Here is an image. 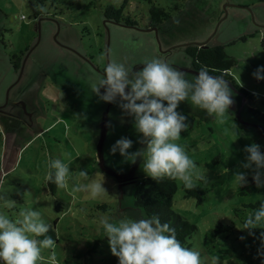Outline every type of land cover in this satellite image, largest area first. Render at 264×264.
I'll return each instance as SVG.
<instances>
[{
	"label": "rangeland",
	"instance_id": "obj_1",
	"mask_svg": "<svg viewBox=\"0 0 264 264\" xmlns=\"http://www.w3.org/2000/svg\"><path fill=\"white\" fill-rule=\"evenodd\" d=\"M90 1L45 0L47 15L34 20L30 0H0V197L16 202L8 209L0 199V212L15 218L20 210L33 208L46 223L54 222L58 264H118L100 218L109 216L114 223L145 218L132 206L131 196L133 183L148 176L143 170L146 146L139 142L142 134L136 131L134 118L118 103L101 100L90 81L102 76L113 60L132 72L153 57L173 67H188L183 46L205 41L224 47L234 61L230 75L248 94L227 82L234 104L223 124L192 104L190 97L180 102L177 111L187 117L188 128L177 143L206 170L207 183L197 184L207 189V195L201 203L184 197L183 182L177 179L171 206L197 226L189 248L199 250L202 257L219 256L221 264H264V257L257 255L264 229H252L255 235H249L240 223L256 209L235 212L244 203L258 208L264 201V187L257 188L250 170L241 167L246 145L257 143L264 152V125L248 111L264 113V80L252 76L264 65V0H151L171 16L157 29L143 28L148 0L128 1L137 27L105 21L99 6L106 0ZM28 43L35 47L33 56L41 57L38 68L29 75L34 61L25 64L24 54L22 69L15 74L9 59ZM186 69L182 70L186 78L194 81L197 74ZM122 136L134 141L129 151H145L144 159L131 162L111 152ZM52 159L73 161L72 176L86 170L89 180L83 183L104 179L107 192L96 199L86 192L73 193L74 182L69 180L67 190L57 187L52 194L46 183ZM245 171L248 183L239 187L234 176ZM59 201L67 205L62 215L55 208ZM101 202L109 206L107 211L94 208ZM232 221L237 232L215 235L218 222ZM49 254L44 250L45 261Z\"/></svg>",
	"mask_w": 264,
	"mask_h": 264
},
{
	"label": "clouds",
	"instance_id": "obj_2",
	"mask_svg": "<svg viewBox=\"0 0 264 264\" xmlns=\"http://www.w3.org/2000/svg\"><path fill=\"white\" fill-rule=\"evenodd\" d=\"M252 76L264 80V65L258 66ZM90 87L101 100L118 103L125 114L134 118L136 131L142 134L139 142L146 146L144 159L145 151H129L134 141L122 136L111 146L113 154L119 152L131 162L144 159V172L158 182L165 178L178 179L188 190L197 187V182L207 183L206 170L202 171L190 158L186 146L177 143L181 133L188 128L187 117L177 109L180 102L190 97L192 104L219 123H225L234 99L223 75H210L208 67L203 66L192 81L186 78L185 72L159 57L145 59L142 69L136 72L113 60L107 64L102 76L90 81ZM233 127L237 126L233 124ZM244 152L247 155L241 167L250 170L257 188L264 187L261 145H246ZM72 162L50 160L46 179L66 190L72 180L73 193L86 192L93 199L107 192L104 179L82 182L89 180L86 170H79L77 176H72ZM248 174L247 171L235 174L239 187L247 185ZM0 199L8 209L16 206L11 199ZM100 225L118 264H221L219 256L202 257L199 250L184 246L177 239L176 230L169 223H162L157 214L140 219L124 218L116 223L109 216H102ZM242 228L248 229L249 235H255L252 229H264V201L247 216ZM50 229L52 225L46 223L36 209H22L15 218L0 212V261L3 264H58L56 240L48 235ZM259 240L257 255L264 257V231L260 232ZM44 250H50L47 261Z\"/></svg>",
	"mask_w": 264,
	"mask_h": 264
},
{
	"label": "trees",
	"instance_id": "obj_3",
	"mask_svg": "<svg viewBox=\"0 0 264 264\" xmlns=\"http://www.w3.org/2000/svg\"><path fill=\"white\" fill-rule=\"evenodd\" d=\"M92 3L97 2L99 0H91ZM90 1V2H91ZM129 0H106L103 5L99 6V10L103 15V18L108 20V22H113L116 24L123 25L124 27H137L136 21L133 19L130 9H129ZM150 1L149 9L147 10V18L145 21L143 28L145 29H152L158 28L162 22L166 19L170 18V13L166 11L163 7L157 6V4H153ZM179 2L186 1V0H178ZM45 0H30V5L33 9V18L34 20L38 18V16H45L47 14H43V8L45 7L44 4ZM51 8L56 10V6L50 3ZM41 10V12H40ZM50 10V9H49ZM143 18V16H142ZM2 35H0L1 37ZM245 40L246 38L243 37ZM0 42L3 41L0 39ZM38 46V45H37ZM36 46V47H37ZM32 47L29 45L25 46L23 50L19 51V55L13 54L12 57L9 59V63L12 66L15 74L18 73L20 63L24 57V54L27 50ZM183 54L188 59V69L190 71L199 72V69L203 66H207L210 70V75H223L226 81L231 82L238 90L239 93L243 95H247L243 88H241L237 82L234 80L232 75H230L231 67L234 64L233 59L225 54L224 47L219 45H208L206 48L201 47L198 45H184L183 46ZM37 64H34L31 70L28 69L29 75H32L34 71L37 70ZM16 76V75H15ZM250 113L254 115L261 125H264V113H261L254 108H250L248 110ZM0 168H1V160H0ZM251 180V178H249ZM176 180H170L165 178L164 180L158 182L152 179L149 176L143 177L136 182L133 183V191L131 196V203L132 206L143 214L145 218L150 217L153 214L159 215L162 223H169L171 227L176 230L177 239H179L182 244L186 247H189V238L192 236V233L196 231L197 226L180 215V213L174 211L172 209V198L176 192ZM50 191L52 194L56 191V184L52 181H46ZM184 190V197H196V202L201 203L204 197L207 195V189L200 187L198 185L194 189L188 190L185 188L183 184ZM242 190V189H241ZM243 194L244 192L241 191ZM67 205L61 203L60 201L57 202L55 208L57 209L56 212L59 214H64V210H66ZM108 205L106 203H96L94 208L102 209V211L108 210ZM68 208V207H67ZM257 209V206L252 202L244 203L240 208H236L235 212L237 211H244V209ZM236 216V215H235ZM247 217L242 219L241 224H244V221ZM52 225V229H50L48 235H51L56 242L58 241L56 231H55V223H49ZM235 221H232L228 224H223L218 222L217 226L214 227L215 235L221 232H237V228L235 227ZM42 239V237H41Z\"/></svg>",
	"mask_w": 264,
	"mask_h": 264
},
{
	"label": "crops",
	"instance_id": "obj_4",
	"mask_svg": "<svg viewBox=\"0 0 264 264\" xmlns=\"http://www.w3.org/2000/svg\"><path fill=\"white\" fill-rule=\"evenodd\" d=\"M29 50V49H28ZM27 50V51H28ZM34 51H35V47H33L32 49H30L28 52H26L25 53V58H24V60H25V64L27 63V61H34V64H37V66L36 67H38V64L40 63V60H41V57L39 56V57H34L33 55V53H34ZM27 68H28V66H27ZM32 69V66H30L29 67V70H31ZM178 69H180V68H178ZM180 70H183V69H180ZM186 70V69H185ZM45 76V75H44Z\"/></svg>",
	"mask_w": 264,
	"mask_h": 264
},
{
	"label": "water",
	"instance_id": "obj_5",
	"mask_svg": "<svg viewBox=\"0 0 264 264\" xmlns=\"http://www.w3.org/2000/svg\"><path fill=\"white\" fill-rule=\"evenodd\" d=\"M106 21H107V20H106ZM155 29H156V28H155ZM197 45H198V46H201V47H205V48L207 47L205 41H204V42H200V43H198ZM32 48H33V47H30L29 50L32 49ZM29 50H28V51H29ZM28 51H27V52H28ZM22 61H23V59H22ZM23 62H24V61H23ZM21 63H22V62H21ZM21 63H20V66H21V67H19L20 71H21V69H22V65H21ZM191 72H192V73L195 72L196 74H198V72H196V71H191ZM227 82L230 83L232 87H234V85H233L231 82H229V81H227ZM21 103H22V102H21ZM231 106H232V105H231ZM232 108H233V106H232Z\"/></svg>",
	"mask_w": 264,
	"mask_h": 264
},
{
	"label": "flooded vegetation",
	"instance_id": "obj_6",
	"mask_svg": "<svg viewBox=\"0 0 264 264\" xmlns=\"http://www.w3.org/2000/svg\"><path fill=\"white\" fill-rule=\"evenodd\" d=\"M208 46V45H207ZM184 55V54H183ZM185 56V55H184ZM186 57V56H185ZM175 67H179L180 69H183V70H185L186 68H188V67H180V66H175ZM187 70V69H186ZM189 70V69H188ZM190 71V70H189ZM234 89H236L237 91H239L235 86L233 87ZM34 104H35V101H34Z\"/></svg>",
	"mask_w": 264,
	"mask_h": 264
}]
</instances>
